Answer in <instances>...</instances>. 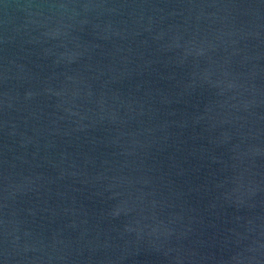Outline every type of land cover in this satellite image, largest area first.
Wrapping results in <instances>:
<instances>
[{
  "label": "water",
  "instance_id": "obj_1",
  "mask_svg": "<svg viewBox=\"0 0 264 264\" xmlns=\"http://www.w3.org/2000/svg\"><path fill=\"white\" fill-rule=\"evenodd\" d=\"M0 264H264V0H0Z\"/></svg>",
  "mask_w": 264,
  "mask_h": 264
}]
</instances>
